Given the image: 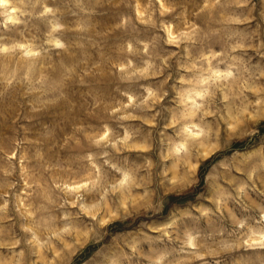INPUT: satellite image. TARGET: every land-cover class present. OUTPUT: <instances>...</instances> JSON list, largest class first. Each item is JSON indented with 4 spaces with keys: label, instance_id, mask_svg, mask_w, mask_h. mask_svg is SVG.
Wrapping results in <instances>:
<instances>
[{
    "label": "rangeland",
    "instance_id": "374dc122",
    "mask_svg": "<svg viewBox=\"0 0 264 264\" xmlns=\"http://www.w3.org/2000/svg\"><path fill=\"white\" fill-rule=\"evenodd\" d=\"M0 264H264V0H0Z\"/></svg>",
    "mask_w": 264,
    "mask_h": 264
}]
</instances>
